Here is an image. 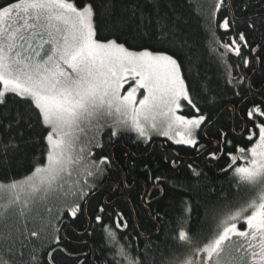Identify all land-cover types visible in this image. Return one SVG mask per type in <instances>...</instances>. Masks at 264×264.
Wrapping results in <instances>:
<instances>
[{"label":"snow or ice","instance_id":"snow-or-ice-1","mask_svg":"<svg viewBox=\"0 0 264 264\" xmlns=\"http://www.w3.org/2000/svg\"><path fill=\"white\" fill-rule=\"evenodd\" d=\"M260 5L264 0H215L208 22L227 40L209 28L221 67L213 77L201 75L187 54L179 18L163 0H130L127 19L110 0L99 7L95 0L0 3V166L37 146L43 157L33 158L22 180L0 184L25 191L11 203L25 221H39L17 229L22 239L0 236V264H155L151 246L133 250L120 234L137 210L162 221L153 205L166 198L174 204L177 194L175 247L160 264H264V84L254 83L264 70V32L257 39L252 18L235 15ZM101 16L115 18L111 35L101 37ZM242 19L247 29L234 30ZM222 92L238 101L225 106L234 113L229 129L217 127L221 113L206 111ZM155 136L190 154L170 148L159 159L126 149L117 155L124 137L139 146ZM221 160L220 171L246 195L206 208L215 230L205 236L191 227V198L208 179L205 168ZM81 219L86 227L78 230L72 225ZM97 226L103 258L85 239Z\"/></svg>","mask_w":264,"mask_h":264},{"label":"trees","instance_id":"trees-1","mask_svg":"<svg viewBox=\"0 0 264 264\" xmlns=\"http://www.w3.org/2000/svg\"><path fill=\"white\" fill-rule=\"evenodd\" d=\"M5 0H0V3H4ZM79 2V0H78ZM109 0H95V3L99 7L102 3H108ZM114 5V11L118 17L127 19L128 12L125 11L130 0H110ZM235 2V0H234ZM163 3L168 6L166 11L168 15L176 20L178 17V29L179 38L186 40L190 51L187 53L198 63V68L201 75H209L218 77L221 72V67L218 63L219 52L213 53L209 44V28H214L217 33V37L221 40H227V36L224 34L223 29L216 28L215 22L209 24V16L211 14L215 0H163ZM252 3L257 4V0H252ZM225 15L229 13L221 11L217 14L216 19L222 20ZM235 15L242 16L244 19L252 18V22L257 25L258 31L255 34L259 39L260 33L264 32V20L256 19L258 16H264V5L254 6L249 8L246 12L241 13L236 11ZM97 23L100 26L101 37L104 35H111V27L115 23V18L106 19L104 17H98ZM247 23L242 19L240 23L234 25V30H246ZM231 35V33H229ZM252 37L250 36V39ZM163 48H170V45H163ZM255 85L259 87L264 84V70L255 77ZM204 101L201 100L203 105ZM238 101L232 99L231 94L222 92L218 98L217 103L206 108V111L210 113L212 117H216L217 113H221L219 116V122L217 127H223L229 129L232 126L233 116L229 111H226V105L232 106L237 104ZM221 110H223L221 112ZM183 114H189L188 109L184 110ZM215 129H212V133ZM107 138V134H105ZM155 139V140H154ZM149 144L134 145L128 137H124L117 147V155H122V152L126 149L130 152L137 154L148 152L150 155L159 159L161 155L168 151L170 148H175L180 151L181 155L190 154L179 145H172L166 138L158 140L160 146L156 145V137ZM39 146L35 149H30L26 155L18 157L9 165L0 166V184L7 185L12 180H22L23 177L30 174L32 170V160L35 157L38 161H42L43 157L40 155ZM203 167L204 165L201 164ZM226 166V161L221 160L214 167H206L205 171L208 173V179L206 182L192 195L193 212L191 214V227L194 231L202 232L205 236H210L214 230L215 225L210 215H206L205 209L210 208L212 205L217 204L223 198L228 200H236L246 195V189H237L235 183L231 180L230 173H224L220 171V168ZM104 192H101L92 201L93 204L103 199ZM179 194H177L176 203H170L166 198L161 201L159 205H153V209H159L161 215L164 217L162 221L153 222L149 215L137 210L135 213L136 224L134 222L133 215H131L129 224L130 227L122 232L121 239L128 237L132 242L133 250L138 245L139 249L143 251L147 246H151V251L148 255L149 262L155 261V264H160L161 259L168 255L169 252L175 247V242L172 240V229L175 226V218L178 214L179 208ZM124 208L125 212L128 211L127 205H120ZM43 213V208L40 209ZM67 220V217H65ZM25 223L27 229L32 230L39 227L38 219L29 218L25 221L18 215V206H10L8 208H0V236L13 234L15 237H20V232L17 229H24ZM78 230H83L86 227V221L81 219L72 225ZM67 227V225H65ZM137 233L141 235L137 236ZM27 235V232H25ZM89 243L94 245L97 249V256L103 258L106 253L102 251V239L101 232L97 226L91 237H85Z\"/></svg>","mask_w":264,"mask_h":264},{"label":"rangeland","instance_id":"rangeland-1","mask_svg":"<svg viewBox=\"0 0 264 264\" xmlns=\"http://www.w3.org/2000/svg\"><path fill=\"white\" fill-rule=\"evenodd\" d=\"M240 163H243V161H240ZM17 194H19L22 199L27 195V193L23 190H9L6 188L0 189V208H8L12 206L13 204L11 203V198Z\"/></svg>","mask_w":264,"mask_h":264},{"label":"flooded vegetation","instance_id":"flooded-vegetation-1","mask_svg":"<svg viewBox=\"0 0 264 264\" xmlns=\"http://www.w3.org/2000/svg\"><path fill=\"white\" fill-rule=\"evenodd\" d=\"M155 137H156V141H155L156 143H158V140L165 139V138L162 137V136H155ZM155 137H154V138H155ZM154 138H153V139H154ZM153 139H152V140H153ZM154 140H155V139H154ZM157 146H160V145H157ZM133 218H134V222H135V224H136V216H135V214H133Z\"/></svg>","mask_w":264,"mask_h":264},{"label":"water","instance_id":"water-1","mask_svg":"<svg viewBox=\"0 0 264 264\" xmlns=\"http://www.w3.org/2000/svg\"><path fill=\"white\" fill-rule=\"evenodd\" d=\"M225 110H226V111H229L232 115L234 114V113L231 111V107H227ZM156 145H159V142L156 143Z\"/></svg>","mask_w":264,"mask_h":264},{"label":"bare ground","instance_id":"bare-ground-1","mask_svg":"<svg viewBox=\"0 0 264 264\" xmlns=\"http://www.w3.org/2000/svg\"><path fill=\"white\" fill-rule=\"evenodd\" d=\"M160 144V143H159Z\"/></svg>","mask_w":264,"mask_h":264}]
</instances>
